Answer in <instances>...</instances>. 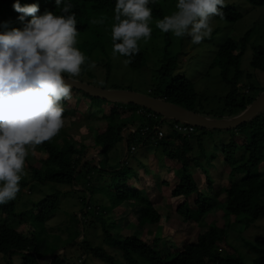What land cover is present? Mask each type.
Listing matches in <instances>:
<instances>
[{
	"label": "trees",
	"instance_id": "16d2710c",
	"mask_svg": "<svg viewBox=\"0 0 264 264\" xmlns=\"http://www.w3.org/2000/svg\"><path fill=\"white\" fill-rule=\"evenodd\" d=\"M244 1L252 5L264 4V0ZM69 2L72 4L69 14L75 13L78 34L89 28L92 12L98 13L97 17L103 13L114 12L115 0H69ZM12 3L13 0H0V31L5 28H21L30 19L25 16L23 21L19 20L21 14L13 10ZM19 3L37 4V15L45 11L64 15L55 4V0H19ZM148 7L152 9V16L160 19L165 16L157 0H152ZM222 12V18L220 16L213 18L229 22L240 18V14L230 6H224ZM97 26L95 23L90 28L97 31ZM168 32H164L166 47L169 45ZM248 33L245 32L238 39L226 38L218 46L210 65L211 68H218L220 79L228 86L227 93L221 99L222 108L218 115H211V111L197 106L192 83L183 75H174L176 70L174 59H168L159 68V76L163 79L168 78L169 81L162 89H149V96L165 99L209 118L224 119L239 114L264 91V87L257 88L252 85L243 90L242 87L245 86L240 84L242 79L240 58L246 46ZM110 41L113 44L111 37ZM102 42L99 36L95 41L83 40L76 45L78 44L80 49L92 52L94 47L100 43L102 45ZM99 48L103 49L100 46ZM252 51L251 67L264 71V48L254 45ZM144 63V52L139 48L128 65L132 69H139ZM105 67L107 76L109 68L107 64ZM77 95L79 98L75 99ZM86 100L93 103L99 100L108 102L71 88L70 96L61 101L64 108L62 118L71 111L80 109ZM114 103H118L119 106H111L107 110V114L102 118L104 123L92 136L89 148L83 143L74 145L60 128L53 137L38 144L46 155L38 166L26 160L32 180L65 185L70 189L46 194L29 213L26 210L16 213L14 202L11 200L0 204V212L5 217V220L0 222V253L5 255L6 264H12V256L15 255L21 256L22 264H47V259L53 251L47 252L48 256L42 252L43 242L39 234L45 221L59 207L60 195H66L69 190L81 194L80 219L76 220L75 224L77 226L81 224L82 228L76 230L74 237H79L81 232L83 234L77 242L73 239L68 242V245L77 246L74 264H84L89 256L101 264H264V246L250 244V248L258 255L247 262L243 255L227 242V225L219 227L210 224L204 230L200 226L205 214L212 212L216 207L223 211L225 218L233 215L235 222L244 224V227L264 218V108L236 128L207 130L195 127L193 133L182 134L170 129L174 121L164 127V120L157 113H154L156 118L151 119L137 112L138 109H143L141 106ZM94 107L97 106L90 104L86 111L89 112ZM145 127L148 128L147 131H143ZM158 130L164 132L161 139H157ZM198 130L200 131L197 133ZM125 131L128 135L124 133ZM213 131L229 136L220 146H214V150L221 155L219 162L222 171L218 178L209 176L210 169L215 167L214 160L217 157L211 150H207L204 143L205 139H212ZM204 135L208 137L204 138ZM120 140L125 142L121 151L122 159L109 163L108 152L116 150V144ZM131 146L134 147L133 151ZM139 148H152L154 153H159L158 157L165 159L169 163V168L175 169L171 174L177 180L169 188L170 196L176 200L169 211L164 212L167 213L166 218L170 220L172 227L162 235L154 236L150 241L144 240V236L130 233L122 237L120 234L113 236L101 219L105 212L115 210L125 202H131L136 208L144 209L142 223L158 224L164 216L161 209L154 207L153 200L148 198L144 188L159 192L158 186L162 184L168 186L169 182L153 180L145 163L135 155L134 150L137 151ZM90 149L98 156L83 162ZM152 163H154L152 160L149 161V164ZM165 163L163 161V164L156 166L155 169L160 172L166 170ZM137 167H141L144 175L149 176L148 180L139 177ZM223 172L226 173L225 176ZM19 184L18 193L24 183ZM149 184H152V187ZM99 194L104 196L109 206L101 207L98 204L97 208L95 207L94 198ZM219 195H222V198ZM155 199L158 200L159 197ZM93 205L97 209L96 213L101 216L99 224L105 234L101 245L96 247H91L86 232L87 228L93 227L91 221L88 223V219L93 217ZM9 216L18 217L20 221H28L26 226L32 233H23L15 228V224L12 226L7 221ZM73 217L77 219L74 213ZM178 227L186 232L181 237ZM43 256L47 257L42 260ZM49 264H67V261L60 258L56 252Z\"/></svg>",
	"mask_w": 264,
	"mask_h": 264
},
{
	"label": "rangeland",
	"instance_id": "374dc122",
	"mask_svg": "<svg viewBox=\"0 0 264 264\" xmlns=\"http://www.w3.org/2000/svg\"><path fill=\"white\" fill-rule=\"evenodd\" d=\"M157 3L165 16L171 15L176 11V0H157ZM224 6L232 7L240 14V18L229 22L217 20L212 17L209 21L212 32L199 43H193L191 38L187 35L176 37L169 31V45L166 47L165 33L155 25V21L160 18L152 16V19L149 21V27L152 29L150 38L147 41L143 38L138 41V46L144 52L145 56V63L139 69H132L128 64L125 65L122 63V61L125 60L122 55L116 54L114 56L112 54L110 37L111 25L114 23V12L113 14L103 13L98 15V17V13L92 12L93 16L91 21H98L97 31L91 30L90 26L95 23H91L90 21L91 24L89 28L86 29L85 32L77 35V43L79 44L83 40L95 41V39L100 36L103 42L102 45L100 43L99 46L103 47V49L99 48V46H95L93 51L89 52L87 49H80L78 44L75 45L87 59L81 65L80 73L72 78L83 82H89L105 89L132 90L149 95V89H162L166 82L169 81L168 78L163 79L159 76V68L164 65L168 59H174L176 64L174 75H183L192 83L197 97V106L211 111V115H218L221 113L222 108L221 99L227 93L228 86L220 79L218 68H211L210 65L214 59L218 46L226 38L238 39L243 36L245 32H249L246 46L240 58V69L242 71L240 84L245 86L244 88L242 87L243 90H246L248 85L256 86L257 88L264 87V71L254 69L250 65L253 55L252 46L260 45L264 48V4L252 5L244 0H224ZM87 54L88 56H86ZM105 64H107L109 68L107 76L105 75ZM63 75L67 76L68 74ZM77 98H79L78 95L75 99ZM90 104L99 107L101 110L94 107L87 112L86 108L89 107ZM111 106H119V104L100 100L93 103L86 100L85 104H83L80 109L71 111V113L63 117V126L61 129L64 131V135L69 138L74 145L83 143L89 148L91 146L92 136L98 131L97 128L99 126V128H101L102 123H104L102 118L107 114V110ZM170 122L172 123L173 120H164L163 126L166 127ZM199 131L200 130H198L197 133ZM124 133L128 135L126 131ZM211 134L212 139H209L210 141L205 139L204 143L207 150H211L212 153L216 154L217 158L214 160L215 167L210 169L209 176L211 175L214 178H218L222 171V165L219 162L221 155L218 151L214 150V146H220L229 136L219 131H213ZM206 135H204V138L208 137ZM236 140H238V137H236ZM124 143L123 140L118 141L116 144L117 149L108 152L109 163H114L120 158L122 159L121 151L123 150ZM26 148L27 155L25 156V162L29 160L31 164L38 166L39 163L46 158L44 151L41 150L38 145L26 146ZM134 151L136 153L135 155L145 163L154 181L159 179L169 182L168 186L165 184L159 185L158 193L144 188L148 193V198L153 200L154 207L161 209L164 216L158 224L142 223L141 218L144 209L136 208V205L131 202H125L115 210L113 209L109 212H105L101 219L106 226L105 228H108L113 236H118L120 234L122 237L130 233L137 236H144V240L150 241L154 236H160L172 227V223L166 218L165 214L167 213L164 212L169 211V208L176 200L170 196L169 188L177 180L173 177V174H171V171L174 172L175 169L169 168V163L165 159L159 158L158 156H160V154L154 153L152 148H139L137 151ZM96 156H98V154L90 149V153L86 157L90 159ZM151 160L154 163L149 164ZM163 161L166 162L164 164L166 170L161 168L163 171L160 172L155 168L156 166L159 167L161 163L163 164ZM25 162L24 174L20 180V183H24V185L21 191L16 193L15 198L11 200L14 202V210L16 213L25 210L29 213L30 209L46 194L57 191L63 192L70 189L65 185L49 182L39 183L32 180ZM262 165L263 162L260 164V169H262ZM137 170L140 178L148 180L149 176L147 177L144 175L141 167H137ZM225 175L226 173L223 172V176ZM149 185L152 187V184ZM80 195L78 191L73 192L71 190H69L66 195H60L59 207L43 224V230L40 231L41 233L39 234L43 242L42 252L47 255V252L50 253L53 251V254L47 259V264H49L50 259L56 252L60 258L67 261V264L75 263L74 255L77 252V246L68 245V242L72 239L74 242H77L83 234V232H81L79 237H74L76 230L82 228L81 224L79 226L75 224L76 220L80 219ZM157 197H159L158 200L155 199ZM219 197L222 198V195H219ZM98 204L101 207L109 206L108 201L101 194L96 195L94 198V205L96 208ZM95 207L93 217L88 219V223L91 221L93 227H89L86 230L91 247L101 245L105 236L103 228L99 224L101 216L96 213L97 209ZM73 213L76 215L77 219L73 217ZM4 220L5 217L3 213L0 212V222ZM7 221L11 223L12 226L15 224L16 227H14L23 233H32L26 226L28 225V223H26L28 221H20L18 217L13 216H9ZM235 221L233 215L225 218L223 211L216 207L212 209V212H209L207 215L205 214L200 222V226L201 229L204 230L210 224L219 227L227 225V242L249 262L258 255L249 245L252 244L258 247L264 246V218L246 227H244V224L236 223ZM178 231L181 233L180 237L186 233L180 227H178ZM47 256H43L41 259L44 260ZM0 264H6V257L2 253H0ZM12 264H22L21 256H12ZM84 264L101 263L89 256Z\"/></svg>",
	"mask_w": 264,
	"mask_h": 264
},
{
	"label": "clouds",
	"instance_id": "9594fccd",
	"mask_svg": "<svg viewBox=\"0 0 264 264\" xmlns=\"http://www.w3.org/2000/svg\"><path fill=\"white\" fill-rule=\"evenodd\" d=\"M150 2L115 0L112 54L128 57L122 61L125 65L139 51L138 41L150 38ZM55 4L64 15H37V4L13 0V10L21 14L18 19H30L21 28L0 31V204L14 199L20 189L26 146L50 139L63 126L61 101L70 96L71 78L87 59L75 46L78 30L75 13L69 14L72 4ZM175 7L171 15L155 21L156 27L199 43L212 32L210 19L223 17L224 0H176Z\"/></svg>",
	"mask_w": 264,
	"mask_h": 264
},
{
	"label": "water",
	"instance_id": "95a60500",
	"mask_svg": "<svg viewBox=\"0 0 264 264\" xmlns=\"http://www.w3.org/2000/svg\"><path fill=\"white\" fill-rule=\"evenodd\" d=\"M71 88L108 102H120L141 106L146 110L159 114L162 120L186 122L194 127L207 130H227L236 128L254 117L264 108V91L239 114L230 118L215 119L202 116L165 99L152 97L132 90L105 89L73 78H71ZM87 159V157L84 158L83 162Z\"/></svg>",
	"mask_w": 264,
	"mask_h": 264
},
{
	"label": "built area",
	"instance_id": "2783aa9c",
	"mask_svg": "<svg viewBox=\"0 0 264 264\" xmlns=\"http://www.w3.org/2000/svg\"><path fill=\"white\" fill-rule=\"evenodd\" d=\"M150 90H148L149 92ZM144 109V108H143ZM143 109H138V113H142L144 114L146 117H149L151 119H155L156 115L154 114L155 112H146ZM156 128H158L156 126ZM147 127H145L143 129V131H147ZM172 131L177 132V133H182V134H191L195 131V127L193 125H190L186 122H178V121H174V123H172V126L170 128ZM164 136V132L162 130H158L157 131V139H161ZM134 147L131 146V150L133 151Z\"/></svg>",
	"mask_w": 264,
	"mask_h": 264
},
{
	"label": "crops",
	"instance_id": "0c3cea01",
	"mask_svg": "<svg viewBox=\"0 0 264 264\" xmlns=\"http://www.w3.org/2000/svg\"><path fill=\"white\" fill-rule=\"evenodd\" d=\"M130 128V126H128V129Z\"/></svg>",
	"mask_w": 264,
	"mask_h": 264
}]
</instances>
